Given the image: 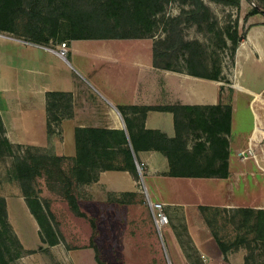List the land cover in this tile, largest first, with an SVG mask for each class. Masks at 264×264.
Segmentation results:
<instances>
[{
    "label": "crops",
    "instance_id": "obj_1",
    "mask_svg": "<svg viewBox=\"0 0 264 264\" xmlns=\"http://www.w3.org/2000/svg\"><path fill=\"white\" fill-rule=\"evenodd\" d=\"M258 16H250L247 42L237 47L235 64L250 58L264 62V25L253 26ZM3 33L11 37L0 38V120L8 142L73 159L76 130L79 141L86 130L98 136L91 152L95 164L88 167L91 178L78 186L79 216L66 201L54 202L48 216L39 198L22 194L13 158L0 156V246L8 264H100L96 255L102 264H156L149 259L152 242L145 227L163 228L177 264H245L248 247L238 243L222 253L203 213L219 208L264 211V189L250 191L247 183L251 177L257 186L256 168L264 172V154L258 152L264 146L258 144V120L249 104L252 96L264 93V86L257 90L243 85L237 65L234 82L242 89L231 93L232 79L224 69L223 78L212 80L155 68L152 45L157 36L66 40L68 52L62 58L45 49L57 46L50 41L40 44ZM48 92L71 98L68 109L63 105L58 120L51 121L49 136ZM172 106L191 107L203 120L209 118V108L227 111L229 132L219 136L227 141L226 177H173L162 151L133 148L144 131L153 130L168 138L179 133L198 161L210 154L207 134L193 116L177 113L176 130L174 113L160 109ZM122 136L126 144L120 143ZM217 147L222 153V146ZM244 151L252 156L245 158ZM194 180L204 181L209 193L201 192ZM149 202L163 205L167 222L159 228ZM159 244L167 249V243ZM189 246L195 261L188 256Z\"/></svg>",
    "mask_w": 264,
    "mask_h": 264
},
{
    "label": "trees",
    "instance_id": "obj_2",
    "mask_svg": "<svg viewBox=\"0 0 264 264\" xmlns=\"http://www.w3.org/2000/svg\"><path fill=\"white\" fill-rule=\"evenodd\" d=\"M214 3L239 7V0H208ZM253 9L244 15V20L254 14L264 16V0H249ZM176 2L181 5L178 14L164 16L166 5ZM163 24L162 35H157L152 45V64L155 68L167 70H185L188 74L205 79L218 80L222 67L218 60L207 62L204 45L196 39H186L184 28L186 25H195L197 29L212 32L219 40L220 49L227 48L233 59L235 51L241 42L237 31H216L213 18L208 5L204 0H0V31L15 34L18 32L15 25L22 21V36L35 43H48L50 39L63 35L65 40L75 39H136L153 38L157 32V20ZM62 36V37H63ZM230 41V45L227 44ZM48 123L46 132L48 136L53 132L51 121L58 120V110L63 105L70 106V94L48 92L46 93ZM153 108H145L149 110ZM174 113L175 127L178 130L177 113L184 116H193L194 122L207 134L210 154H205L204 160L198 161L195 152L191 153L184 148L181 135L176 133L174 138H168L159 131L146 130L139 136L138 143L133 142V148H154L162 151L170 163V175L185 178H224L227 176V141L220 136L229 132V117L220 112L219 107L209 108V118L202 119V115L191 107H162ZM213 111V112H211ZM225 114V115H224ZM82 141L77 137L76 156L67 158L59 155L41 153L38 148L11 145L3 136L0 120V156L8 155L13 158L16 178L20 184L22 194L26 197H37L31 184L36 177L45 176L51 181L50 188L57 189V193L67 202L69 209L75 215H82L77 207V187L91 178L88 167L95 161L91 159V152L98 136L93 130L84 131ZM121 144H126L122 136ZM223 148L218 153V147ZM138 146V147H137ZM16 148V152L13 149ZM131 153L125 152L129 158ZM68 164V170L64 165ZM76 189V192H75ZM33 206V200H27ZM48 216L49 208L43 204ZM244 212H256L258 215L256 239L264 240V211L243 209ZM51 217V216H50ZM93 225V224H92ZM215 241L225 253L230 245L214 235ZM96 261L102 264L96 255ZM0 264H8L0 246Z\"/></svg>",
    "mask_w": 264,
    "mask_h": 264
},
{
    "label": "rangeland",
    "instance_id": "obj_3",
    "mask_svg": "<svg viewBox=\"0 0 264 264\" xmlns=\"http://www.w3.org/2000/svg\"><path fill=\"white\" fill-rule=\"evenodd\" d=\"M205 3L210 8L211 12L214 15V22L216 23L215 30H220L221 32H232L234 30L237 31L238 37L241 39V42L238 46L241 48L243 47V42H247L248 31L250 28V17L247 20H244V15L250 12L254 5L249 0H239V7L236 8L234 6H228L223 4L214 3L208 0H204ZM181 5L176 2H171L165 7L164 16H172L179 13L181 9ZM258 20H255L253 26H260L264 25V16L259 14L257 17ZM157 20V35H162L163 24L160 21V16L156 18ZM15 29L18 31L16 33L22 34L23 31V24L22 21L19 20L15 25ZM12 34L17 35L18 34ZM11 34V33H10ZM156 35V36H157ZM184 35L186 39H196L200 41L205 49L206 55L205 58L207 62H212V60H218L221 64L222 69H224L225 73L230 75L231 81L229 85L232 88L229 89L231 93L236 87L238 89H242V87H238L239 84H235L234 82V75L236 71L241 68L243 75L242 79H240L243 85H247L253 89H260L264 86V62L261 64L259 62H255L253 58L243 61H240V65L237 63L235 64L234 58L230 57V51L227 48L220 49L217 45H219V40L217 36H215L212 32L206 31L204 28L203 30H199L196 28L195 25H186L184 28ZM20 36V35H19ZM59 35V38L50 39V42L56 44L60 41H66L65 37ZM264 41V39H263ZM227 44L230 45V41L227 40ZM262 49L264 51V42L261 44ZM253 51V49H251ZM254 53V51H253ZM259 56H256L258 58ZM255 58V56H254ZM236 65L239 67L236 68ZM235 85V86H234ZM249 104L251 105L252 109L255 112V116L258 120V126L255 128L257 137L259 139L258 144H263L264 146V93L257 94L255 97H251ZM246 114V112H245ZM16 148L13 151L16 152ZM21 150H25L22 148ZM41 153L51 155L52 152L50 150H42L39 149ZM245 155L242 157L245 158L248 156H252L249 151H244ZM259 154H264L263 151H258ZM244 158V159H245ZM68 162L64 165L65 170H68ZM262 167L264 168V158L262 161ZM256 180L257 186L253 185L254 178L247 179V183L249 185V190L251 191L255 189L257 191H263L264 189V172L256 168ZM51 181H48L45 176H38L31 184L33 187L34 192L41 200L42 204H45L47 208L52 207L54 202H63L64 200L57 194L59 191L54 188L52 190L50 188ZM202 180H194V185L200 189L201 192L209 193V188L205 186L206 184ZM261 185H263L261 187ZM77 189V192H76ZM75 189L76 194H78V187ZM186 192V190H185ZM201 192L199 194H201ZM257 201L252 202L251 204L255 205ZM58 205H64L59 203ZM252 209V208H248ZM254 211H256L254 209ZM205 220L210 224V226L214 229L219 239L223 242L230 245H236L238 243L244 244L248 247L249 252L245 257V264H264V240L256 239L258 236V229H257V221L258 215L256 212H244L243 209H222L219 208L217 210H207L204 213ZM56 226V224H55ZM257 226V227H256ZM161 227V226H160ZM154 232V233H153ZM159 233L162 235L163 244L166 245L167 249L162 245L159 244L161 241L159 238ZM144 234L149 238V243L152 242V250H151V257L150 260L154 261L156 264H177L176 258L171 254L170 248L168 246L167 239L165 240V235L163 232V228L157 230L156 228H152V230L148 231L146 227L144 228ZM143 236V235H141ZM158 238V240H157ZM166 241V243H164ZM185 242V239L183 240ZM188 251V256L191 260L195 261L197 259L196 255L194 254L192 248H186Z\"/></svg>",
    "mask_w": 264,
    "mask_h": 264
},
{
    "label": "built area",
    "instance_id": "obj_4",
    "mask_svg": "<svg viewBox=\"0 0 264 264\" xmlns=\"http://www.w3.org/2000/svg\"><path fill=\"white\" fill-rule=\"evenodd\" d=\"M0 38H11V37L10 35L0 31ZM56 44H57L56 47L46 46L45 49L56 53L58 56L62 58H65L68 52L66 41H60L59 43H56ZM242 155H244V153H242ZM149 206H150L152 216L154 218L155 225L156 227L159 228L162 224L167 222V216L162 210L163 205L162 203H159V202H153V203L149 202Z\"/></svg>",
    "mask_w": 264,
    "mask_h": 264
},
{
    "label": "bare ground",
    "instance_id": "obj_5",
    "mask_svg": "<svg viewBox=\"0 0 264 264\" xmlns=\"http://www.w3.org/2000/svg\"><path fill=\"white\" fill-rule=\"evenodd\" d=\"M238 87L240 88L241 86L240 85H238ZM257 130V129H256Z\"/></svg>",
    "mask_w": 264,
    "mask_h": 264
}]
</instances>
